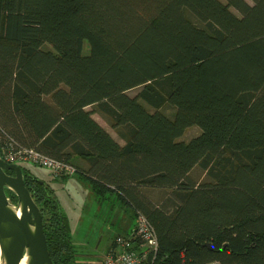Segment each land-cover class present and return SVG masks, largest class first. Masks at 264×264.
<instances>
[{
  "label": "trees",
  "instance_id": "trees-1",
  "mask_svg": "<svg viewBox=\"0 0 264 264\" xmlns=\"http://www.w3.org/2000/svg\"><path fill=\"white\" fill-rule=\"evenodd\" d=\"M224 1L0 0V155L73 165L128 234L147 219L153 264H264V0ZM21 168L52 263L76 264L53 191Z\"/></svg>",
  "mask_w": 264,
  "mask_h": 264
},
{
  "label": "rangeland",
  "instance_id": "rangeland-1",
  "mask_svg": "<svg viewBox=\"0 0 264 264\" xmlns=\"http://www.w3.org/2000/svg\"><path fill=\"white\" fill-rule=\"evenodd\" d=\"M220 1L225 2L224 0ZM245 1L251 4L249 0ZM231 11L239 15L234 9ZM86 50L87 48L84 46L85 53ZM135 93L134 90L128 92L130 96L135 95ZM143 105L148 111H155L149 106ZM159 111L171 118L175 110L170 105L165 104ZM93 118L115 139L120 140L116 131L103 117L94 113ZM199 133L200 129L197 126H191L185 130L179 139L187 142ZM16 164L28 170L39 181L47 183L53 191L59 209L64 216L71 243L76 251V264H101L102 248L117 235L128 234L132 228L134 224L132 217L114 195H111L107 201L97 202L89 183L78 175L53 178L48 169L31 162L21 161ZM193 174L202 177V173L198 169ZM157 195V193L154 194V199H158L156 198Z\"/></svg>",
  "mask_w": 264,
  "mask_h": 264
},
{
  "label": "water",
  "instance_id": "water-1",
  "mask_svg": "<svg viewBox=\"0 0 264 264\" xmlns=\"http://www.w3.org/2000/svg\"><path fill=\"white\" fill-rule=\"evenodd\" d=\"M6 190L16 197V204L10 202ZM0 258L3 264H20L23 259L26 264H53L41 213L25 186L23 170L17 164L6 163L1 155Z\"/></svg>",
  "mask_w": 264,
  "mask_h": 264
},
{
  "label": "built area",
  "instance_id": "built-area-1",
  "mask_svg": "<svg viewBox=\"0 0 264 264\" xmlns=\"http://www.w3.org/2000/svg\"><path fill=\"white\" fill-rule=\"evenodd\" d=\"M1 157L9 164L25 161L46 168L53 178L71 177L76 173L73 165L33 149L11 145L3 149ZM157 250L158 242L152 226L143 215L137 214L131 232L113 239L101 264H153Z\"/></svg>",
  "mask_w": 264,
  "mask_h": 264
},
{
  "label": "crops",
  "instance_id": "crops-1",
  "mask_svg": "<svg viewBox=\"0 0 264 264\" xmlns=\"http://www.w3.org/2000/svg\"><path fill=\"white\" fill-rule=\"evenodd\" d=\"M106 130V129H105ZM107 131V130H106ZM108 132V131H107ZM109 133V132H108ZM110 134V133H109ZM111 135V134H110ZM112 137H113V135H111ZM113 139L115 140V141H117L119 144H122V141L121 140H118V139H115L114 137H113ZM112 242H113V239L110 241V242H108V244L107 245H105L103 248H102V257H101V259L104 257V255H105V253L107 252V250H108V248L111 246V244H112Z\"/></svg>",
  "mask_w": 264,
  "mask_h": 264
},
{
  "label": "bare ground",
  "instance_id": "bare-ground-1",
  "mask_svg": "<svg viewBox=\"0 0 264 264\" xmlns=\"http://www.w3.org/2000/svg\"><path fill=\"white\" fill-rule=\"evenodd\" d=\"M0 264H3V263L1 262V258H0ZM20 264H26L25 259H23V260L21 261Z\"/></svg>",
  "mask_w": 264,
  "mask_h": 264
},
{
  "label": "flooded vegetation",
  "instance_id": "flooded-vegetation-1",
  "mask_svg": "<svg viewBox=\"0 0 264 264\" xmlns=\"http://www.w3.org/2000/svg\"><path fill=\"white\" fill-rule=\"evenodd\" d=\"M9 175H12V174H9Z\"/></svg>",
  "mask_w": 264,
  "mask_h": 264
}]
</instances>
